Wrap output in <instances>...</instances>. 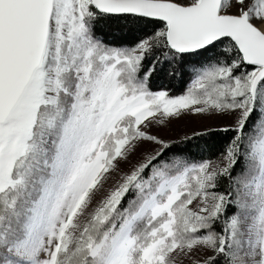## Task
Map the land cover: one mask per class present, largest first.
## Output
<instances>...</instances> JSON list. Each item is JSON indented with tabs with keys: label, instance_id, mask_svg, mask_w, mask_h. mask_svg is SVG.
<instances>
[{
	"label": "snow or ice",
	"instance_id": "obj_1",
	"mask_svg": "<svg viewBox=\"0 0 264 264\" xmlns=\"http://www.w3.org/2000/svg\"><path fill=\"white\" fill-rule=\"evenodd\" d=\"M0 264H264V0H0Z\"/></svg>",
	"mask_w": 264,
	"mask_h": 264
},
{
	"label": "rangeland",
	"instance_id": "obj_2",
	"mask_svg": "<svg viewBox=\"0 0 264 264\" xmlns=\"http://www.w3.org/2000/svg\"><path fill=\"white\" fill-rule=\"evenodd\" d=\"M208 121H201L197 118L184 117L179 120H174L171 122L167 129L160 131V135L165 138H171L175 140H180L186 135H190L194 129L203 128ZM212 123H217L213 121Z\"/></svg>",
	"mask_w": 264,
	"mask_h": 264
},
{
	"label": "trees",
	"instance_id": "obj_3",
	"mask_svg": "<svg viewBox=\"0 0 264 264\" xmlns=\"http://www.w3.org/2000/svg\"><path fill=\"white\" fill-rule=\"evenodd\" d=\"M177 89L179 88V86H176ZM221 142L219 140H214L212 142H210L208 145H204L203 143H200L199 148L196 146L197 145V141H191L190 142V147L189 150L193 153H197L200 151V149H204V148H215L218 144H220ZM184 146V145H182Z\"/></svg>",
	"mask_w": 264,
	"mask_h": 264
}]
</instances>
